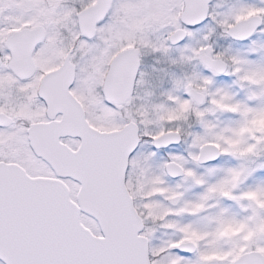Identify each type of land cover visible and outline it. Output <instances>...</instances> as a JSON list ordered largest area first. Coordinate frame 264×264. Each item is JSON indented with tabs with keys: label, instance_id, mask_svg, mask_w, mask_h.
Returning <instances> with one entry per match:
<instances>
[{
	"label": "snow or ice",
	"instance_id": "6c2138e0",
	"mask_svg": "<svg viewBox=\"0 0 264 264\" xmlns=\"http://www.w3.org/2000/svg\"><path fill=\"white\" fill-rule=\"evenodd\" d=\"M0 264H264V0H0Z\"/></svg>",
	"mask_w": 264,
	"mask_h": 264
}]
</instances>
